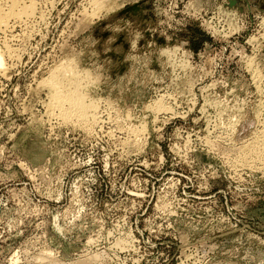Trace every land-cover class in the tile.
<instances>
[{
    "label": "rangeland",
    "instance_id": "374dc122",
    "mask_svg": "<svg viewBox=\"0 0 264 264\" xmlns=\"http://www.w3.org/2000/svg\"><path fill=\"white\" fill-rule=\"evenodd\" d=\"M31 1L0 30V264H264V0Z\"/></svg>",
    "mask_w": 264,
    "mask_h": 264
},
{
    "label": "bare ground",
    "instance_id": "6f19581e",
    "mask_svg": "<svg viewBox=\"0 0 264 264\" xmlns=\"http://www.w3.org/2000/svg\"><path fill=\"white\" fill-rule=\"evenodd\" d=\"M9 1V3H10V5H9V9L7 10V11H5L4 9H3V7H2V4H0V30H1V28L2 27H5L4 29H6V26H7V22H8V20H10L11 18L12 19H14L13 17H22V16H25V17H29V16H31L32 15V13H33V2L31 1V0H27V1H29L30 3H29V6L28 7H25V5H24V3H22L23 2V0H21V3L24 5L22 8H20V1H19V3L16 1V0H8ZM6 2H7V0H6ZM6 2H4V3H6ZM2 3V2H1ZM27 3V2H26ZM4 6H8L7 4H5ZM102 6V5H101ZM35 7V6H34ZM18 18V19H19ZM21 19V18H20ZM263 37V36H262ZM4 54V53H3ZM1 52H0V69H2V68H4V66H5V63H4V55H3ZM249 64V63H248ZM188 66V65H187ZM64 68V67H63ZM61 69V68H60ZM67 70V69H66ZM1 71V70H0ZM64 72V71H63ZM69 72H71V70L69 71ZM77 73V72H76ZM65 74V73H64ZM71 74V73H70ZM69 74V75H70ZM75 74V73H74ZM83 74V73H82ZM85 74H87V72H85ZM53 75H56V74H53ZM59 75V74H58ZM78 75V74H77ZM80 75V74H79ZM257 75V74H256ZM60 76V75H59ZM53 77V76H52ZM61 77H62V75H61ZM87 77H88V75H87ZM86 77V78H87ZM58 78V77H57ZM72 78V77H71ZM75 78V77H74ZM73 78V79H74ZM53 79V81H55L54 80V78H52ZM51 79V80H52ZM59 79H60V77H59ZM72 79V80H73ZM88 79V78H87ZM58 80V79H57ZM71 80V79H70ZM71 80V81H72ZM52 81V82H53ZM60 81H62V79L60 80ZM69 81V80H68ZM67 80L65 81V82H68ZM71 81H69L68 83H70ZM51 82V81H50ZM51 82V83H52ZM75 82V80L73 81V83ZM59 83V82H58ZM57 83V81H56V83L55 82H53L52 84H51V86H52V89H53V92H52V94H53V100L52 101H54L53 103L55 104V105H57V106H64L66 103H67V105L69 104V109H68V107H67V111H64L62 114L63 115H61V116H64L65 117V119H66V121H67V119H70L71 117H78V118H82V120H83V118H85L86 119V114H90V112H91V110H93L94 109V106H93V104L92 105H85L84 104V102L85 101H83V98L81 97V96H78L79 94H77L76 92L77 91H71V93H68L67 92V90H69L70 91V88H72V86H70V85H67V87L68 86H70V88L68 89H66V91L64 90L63 91V89H64V87H63V89L62 88H60V87H62V85L61 86H59V84ZM62 83V82H61ZM78 82H76V84L73 86V89L75 90V89H79L78 88V84H77ZM64 84V83H63ZM66 84V83H65ZM80 87V86H79ZM51 88V87H50ZM66 88V87H65ZM79 92V91H78ZM66 93H68V94H66ZM84 97V96H83ZM92 102V101H91ZM95 101H93V103H94ZM66 105V106H67ZM94 105H95V103H94ZM65 107V106H64ZM66 108V107H65ZM96 108V107H95ZM159 108V107H158ZM64 109V108H63ZM61 110H62V108H61ZM65 110V109H64ZM95 110V109H94ZM63 111V110H62ZM93 112H95V111H93ZM76 113V114H75ZM73 114H75V115H77L78 114V116H72ZM93 115V114H92ZM89 117H90V115H88ZM94 116V115H93ZM89 117H87V119L89 118ZM96 117V116H95ZM86 119V120H87ZM96 119V121H97V118H94V120ZM79 121H81L80 119H78ZM86 120H83L84 122L86 121ZM87 122V121H86ZM93 123V122H92ZM95 123V122H94ZM97 124V123H96ZM88 125V124H87ZM91 129V128H90ZM264 136V135H263ZM262 140H263V138H262ZM263 143V142H262ZM260 145V144H259ZM263 145V146H262ZM261 146L262 147H264V143L262 144ZM251 148V147H250ZM252 149V148H251ZM262 149V148H261ZM263 150V149H262ZM258 151V150H257ZM253 153V152H252ZM257 154V153H256ZM261 153H259V155H260ZM263 155V154H262ZM257 157V156H256ZM244 158V157H243ZM257 160V159H256ZM255 161V160H254ZM251 162V161H250Z\"/></svg>",
    "mask_w": 264,
    "mask_h": 264
}]
</instances>
